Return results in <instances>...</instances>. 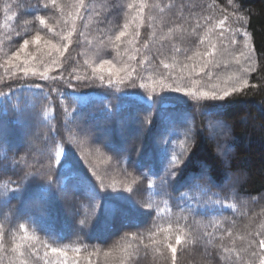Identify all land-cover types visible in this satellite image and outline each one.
I'll return each instance as SVG.
<instances>
[{
	"label": "trees",
	"instance_id": "1",
	"mask_svg": "<svg viewBox=\"0 0 264 264\" xmlns=\"http://www.w3.org/2000/svg\"><path fill=\"white\" fill-rule=\"evenodd\" d=\"M58 1L62 8H59V5L53 7L50 0L47 8H44L45 0H0V5L8 9V15L10 19L12 18L9 27L19 29L24 24L22 20L26 17H32L36 13H44V18H49L50 13H58L60 18L65 15L70 18L69 13L73 12L74 7L79 2V0ZM96 1L102 6L105 5L106 8L105 18L102 17V11L99 13L101 17L99 14L96 15L101 27H97V30L94 31L92 25L85 24L94 0H84L87 8L81 9V15L76 22L73 48L63 60L57 62L59 64L58 70L48 74V80L29 76L5 79L0 69V91L9 94L7 97H0V183L2 182V185L8 184L14 188L15 185L7 175H12L11 171H14L16 167L19 169L34 155L36 158L43 156L47 161L49 159L55 161L59 151L60 159L66 165L60 172L64 189L55 191L56 186H53L55 195L47 202L42 212L33 213L34 221L24 219L15 210L13 212L27 225L26 230L32 237L29 239L31 241L28 240V244L24 245V253H31L30 257H26V259L29 264H32L34 259L37 260L38 258L42 261L51 255L57 259L55 254L44 247L47 241L50 245L67 246L70 255L78 259L88 258L89 260L94 256L99 257L106 253L119 252L122 254V258H115L113 261L120 264H173L172 253L166 247V243L170 240L177 248L176 256L181 258L176 257L175 264H232L217 258L214 253L213 241L209 244L206 240L199 239L196 235L197 232L192 233V230L197 231L202 228L194 229L180 219L171 223L166 222L163 217L157 216L150 200L145 198L143 199L145 200L142 203L143 206H137L141 214L130 223L122 222V211L127 207L124 205L126 202L117 199V197L129 198L130 196L133 199L135 197L141 199L142 196L140 186H138L139 192L134 194L121 192L128 183L123 182L126 178L119 167L120 165L124 166L121 161L127 158L124 167L131 169L136 175L137 172L141 174L137 175L140 179L137 182H142L144 188L147 177L160 178L163 176L173 154L180 155L183 153L187 156L190 153L195 161L204 162L206 164L205 177L201 180L191 181V187L188 186L189 182L182 177H177L175 180L171 178L172 181L168 185L169 194L172 198L170 207L173 213H176L180 208L190 210L193 213H189L188 216L194 215L196 220L198 218L204 220L208 218L206 212H212L210 209L202 212L198 206L194 207L195 200L197 203L203 200L196 196V193L199 192L197 186L200 189L209 188L205 196L206 200L214 199V193L217 192L224 196L225 200L234 197V195L244 196L247 199L264 200V0H179L172 14H169L167 8L170 9L173 0H158L161 8L152 10V13H160L157 18L153 22L144 23L142 30L139 31L142 36H129L128 41L132 40V43L127 41L122 45L119 42L118 48L115 41V35L118 32L117 26L122 28L124 26L122 25L123 22L119 20V24L113 28L112 21L117 20L114 18L115 16L126 12L127 8L124 7L126 0ZM133 1L137 3V6L140 3L146 5L142 16L148 18L153 0ZM209 1L212 2L209 4ZM184 5H188V9H184ZM59 9L61 12L58 11ZM210 14L214 18L213 25L210 21ZM165 15L172 17V19H167L168 26L164 32H161L162 36L172 37L179 30L178 27H183L191 33L192 18L197 17L198 23H201L205 30L214 27L212 40L217 45L218 51H221L223 47H230L236 51L239 46V44L232 46L225 43H229L230 40V38L226 39V36L230 34L229 30L226 31L228 21L235 20V29L241 26L242 31L248 32L254 49L256 70L247 74L249 84L246 88L226 98L229 106L223 111L209 113L206 111V105L211 104L210 101H194L191 98L183 97L182 93L162 92L159 90V80L152 79L148 81L149 83L145 82L146 87L141 89L139 84L143 80L140 77L134 79V72L137 73L136 68L142 61L141 53L149 49V44L147 48L144 47V41L148 37V27L154 22L159 23L158 17ZM50 17L52 18V16ZM222 17H224V23L221 25ZM238 17L244 19L240 20ZM60 20L57 21V28L60 31L69 30L66 22H64L63 29L59 27ZM159 25L161 27L160 23ZM48 26L51 27V24ZM43 29L48 36V29L44 27ZM217 30L224 38L217 39ZM56 32L53 28V33L50 34L55 36ZM3 34L0 28V39H2ZM95 35L99 37V40L104 41L106 46L109 45V49L98 53V55H91L88 42L89 37H95ZM187 38L196 41L197 34L193 33ZM7 41L9 42V40ZM19 46L20 44L16 43L13 48L14 51ZM155 47L156 44L153 43L152 50H156ZM152 50L148 53V59L158 61V64L152 65L150 70L160 72L163 64L159 62L157 52ZM130 56H134L135 59H129ZM219 58L228 59L231 58V54L226 51L223 57L219 54L216 55L215 59L221 62L220 68L210 66L204 72H192L189 66L182 76H176L178 80L166 79V82L178 85L177 81H180L182 87L201 89H210L213 85L223 87L226 73L222 64L223 59ZM104 59L111 61L116 68H119V63L122 68L131 72L136 87L132 88L126 82L120 85L122 91L117 92L115 86H107L108 71L101 74L105 78L104 86H101V81L98 78L99 72H95L98 80H93L83 74L84 67L90 71L93 64L102 63ZM178 65L180 66L179 63ZM133 69H135L134 72ZM209 71L212 73L211 76L205 74ZM189 72H192L191 76H188ZM75 74L79 75V80ZM171 76L174 75L171 74ZM66 81L76 85V88L74 90L69 88ZM193 81H199V83L194 84ZM33 84L43 85V90L38 92L36 89L28 87ZM153 88L155 89L153 94L156 98L181 96L188 100L187 107L181 108L166 103L162 106L153 107L149 111L147 108H137L135 97L123 95V93H139L147 96ZM73 91L82 95L77 96L75 100L72 97L65 100L61 99L62 93H72ZM107 95H109L108 99H106ZM107 104L115 105V107H112L111 111L106 110ZM115 108H117V113L121 111L126 113L125 111L131 110L130 115H127L130 121L126 126L131 131L136 125L140 127V130L137 131L138 134L130 139L131 148L121 147V152L118 154L115 150L119 149L120 143L118 142L119 139H116L112 123L114 121L112 114H115L113 110ZM185 117H187L186 120ZM148 118H151L150 125L147 122ZM210 123L219 127V133H216L218 135L215 139H211L208 135ZM30 124L34 125L37 139H20V134L16 136L15 131L19 129L21 132L30 127ZM74 124L77 126L81 124L79 129L89 132L88 136L93 139V144L97 147L95 151L103 156L105 162L108 163V173L113 169L116 180L110 181L103 178L102 183L94 185V182H91L87 177L89 171L85 166H83L84 168H80L77 164L74 166L71 158L72 152L76 153L74 147L76 144L72 143L70 138L81 132L73 126ZM187 129H191V132L186 139L184 133ZM211 130L216 131L214 128ZM220 130L223 131L222 134H220ZM148 132L153 133V137H148V142L158 139L155 146L154 143L146 144L144 136L148 135ZM132 144L135 147H132ZM32 146L38 151L37 154H33ZM142 147L143 149L146 148L142 150ZM165 149L167 150V161L164 160ZM80 150L84 153L81 147ZM140 151L143 153L137 160L135 156ZM123 154L126 157L120 159L115 165L116 160ZM13 159L19 163H13ZM89 160L90 165L95 169H97L96 166L99 167V163L95 165V159L89 157ZM193 171H199V169L194 168ZM185 175H187L186 172ZM118 177L123 181H119ZM32 192L35 190L26 193ZM183 193L189 194V196L180 198ZM143 194H145V188ZM93 195L94 198L92 199ZM96 201L98 205H96ZM0 202L4 201L0 200ZM11 202L18 204L15 199H12ZM189 202L191 207L187 206ZM146 205H151V209L145 207ZM15 207L17 208V205ZM93 209L95 210L94 216L92 215ZM226 212L231 214L229 210ZM14 218L16 217L4 218L1 216L0 226L5 223L4 220L9 222ZM81 219H87L90 222L81 226ZM3 227L6 230L12 228L10 223H7L6 226L4 224ZM188 227L191 234H185L193 235L194 239L176 245L175 236L177 232L181 233L182 228ZM174 230L176 233L172 232ZM228 230L232 234H237L242 231V228L233 224ZM132 234L136 237L131 236ZM3 236L10 237L8 234ZM6 237H3L5 242L3 239L0 241L5 246L0 251V264H19L22 257L18 253L12 252L14 244L17 243L10 240V244H8ZM233 241L234 239H230L228 243L231 244ZM74 247H80V253L73 252L72 248ZM20 251L22 252V248ZM45 252H47V256H45ZM251 264H255L254 261H251Z\"/></svg>",
	"mask_w": 264,
	"mask_h": 264
},
{
	"label": "rangeland",
	"instance_id": "2",
	"mask_svg": "<svg viewBox=\"0 0 264 264\" xmlns=\"http://www.w3.org/2000/svg\"><path fill=\"white\" fill-rule=\"evenodd\" d=\"M68 1L70 2L72 0H68ZM137 1L143 2L144 0H137ZM180 1H182V0H180ZM91 2H90V4H92ZM172 2H173V4H171L170 9L167 8V10L169 11V14L173 13V10H175L176 4H177V2H179V0H173ZM211 2L212 1H209L208 3L210 4ZM124 3H125L124 7L127 8L126 12L119 14L120 17L118 15L115 16L114 18H117V20L112 21L113 22V28L119 24V22H118L119 20H121V22H123L122 23L123 26L125 24H129L128 35L125 36L126 39L124 37L121 38L120 44H122V45H124V42L128 41L129 36H132V37L134 36V31L135 32L137 30L141 31L144 23L153 22L157 18V16L160 13H152L153 9L161 8L158 0H153L151 7H150L151 12H150L149 17L145 18L142 16V20L133 21V17L136 16V9H129L128 5L130 3L136 5L137 3H135L133 0H131L130 3H129V0L128 1L126 0V2H124ZM56 5H59L58 7L62 8L60 6L58 0H56ZM69 5H71V4H69ZM183 8L188 9V5H184ZM7 10L8 9L6 7H2L0 5V28H1V31L4 33L2 39H0V55L2 54V56H0V69H1V72H2L3 76L5 77V79H10V78L12 79V78H15L17 76H23V73L20 71H16V75L13 76V71H15V70L10 68L5 63L6 59L12 54V52H15L19 49V48H17L14 51L13 48L15 47L16 43L21 45L23 43L24 39H31V37L36 35L37 32H40V34L44 37L52 39L53 42H55V43H63L64 41H61L59 35H57L58 32L60 31L57 28L58 27L57 21L59 19H61L59 21V27L60 28H62L64 26V22L68 23L67 26L69 27V30L72 27L73 20L75 21V26H76V22L78 21V17H75L74 15H72L70 18L67 15L60 18L58 13L57 14L50 13V16H52V18L50 16H49V18H44V13H36V14H33L32 17H26V19L22 20V21H24L23 26L19 29H16L13 27H9L12 18L10 19ZM58 11L61 12L60 9ZM100 11H102L101 12L102 17L105 18V13H106L105 5L102 6L101 4H99L98 1L94 0L93 5H92L90 12H89L90 14H89L88 20L85 22V24L87 23L88 26L92 25V28L94 31L97 30L96 29L97 27H101L99 24L100 21L96 18V15H98L100 13ZM131 11H132V13H131ZM38 16H43L45 21H47V23L49 25L51 24V27L54 28L55 32L57 31L55 36H52L50 33L48 34V36L46 35L47 33L43 29V26L39 24V20L37 19ZM99 17H101L100 14H99ZM209 17H210V21L213 25L214 18L211 14ZM168 18L172 19V17L167 16V15H165L164 17L159 16L158 20H159V23L161 24V27H160L159 23H157V22H154L153 24H151L148 27L149 28L148 37L144 42L147 45L149 44V49L146 51L144 50L143 53H141L142 54V57H141L142 61H140V63L138 64V67L136 68L137 73H136V71L134 72V79L137 77H140L144 82H147V83H149L148 81H150L152 79L156 80V81L159 80L158 83H159V90L160 91H162L160 88V83H161L162 78L164 79V81H166V79L178 80L177 77L182 76L184 74L185 70L187 69V68H184V65H188V67L190 66L191 69L195 65L196 68L199 69L200 61H201L202 57H197L194 60H188L187 56L194 55V53L197 51H199L201 53L207 51L209 48V44L207 42L208 39H211V41L213 43H215L212 40L214 27H211V29H213L211 34L206 36L209 28L205 30L204 26L201 23H198L197 17L192 18L191 33L188 30L184 29L183 27H178L179 30L176 33H174L172 35V37L162 36L161 32H164L168 26V20H169ZM221 20H224V17H222ZM235 24H236L235 20H231V21H228L226 23V31H228V30L230 31V34L226 36V39H229L233 35H235L237 39L242 41L243 37L241 35L236 34V32H235ZM137 25H139L138 29H137ZM201 26H203V27L201 28ZM239 28L241 29V31L243 30V28L241 26ZM121 30H123V28L117 26V31H118L117 34ZM67 31H64V29H63V32L65 35L67 34ZM60 32H62V31H60ZM193 33L197 34V40L196 41H192V38H187L188 35H191ZM140 36H142V35L140 34ZM220 37H222V36H221L220 32L217 30V39ZM202 38L205 39V43H200V40ZM222 38H224V37H222ZM71 39H72V43H70L69 47L66 50H64V55L62 57H58V61L61 59L63 60V58H65L67 56V53L73 48L74 33H73V36ZM7 40H9V42ZM5 42H6V45H5ZM153 43L156 44V47H155L156 50H152ZM225 43L230 45L227 42H225ZM4 45H5V48H3ZM88 48L90 49L91 55H98V53H101V52L108 50L109 45L106 46L104 41L102 42L101 40H99V37L97 35H95V37H89ZM176 48H179L181 51L177 52L175 50ZM241 48H242V43L239 44L236 51H238ZM151 50L157 52V57H159V62H161V64L168 63L170 67L168 69H165L162 65L160 72L151 71L150 67L152 65L158 64V61H151L148 59V53ZM173 50H175V51H173ZM223 50H224V52L228 51L230 54H232L234 52V49L230 48V47H227V48L223 47L221 49V51H223ZM26 51L35 57L34 59L31 60V63H32L33 67L37 70H43V68L46 66V62L48 60H50V57L47 54V50L43 48L42 44L40 46H33V45L29 44ZM116 52H118V51H116ZM53 55H55V53H53ZM219 59L224 60L227 58H219ZM230 59L231 58H228V60H230ZM177 61L180 64V66L178 65ZM58 63L55 66V68H53L51 71H49L48 74H52L51 72L55 73L58 70L57 69L59 66ZM60 63H62V62H60ZM100 64L101 63L93 64L90 71H87V69L84 67L83 74L86 77H89L93 80L97 79L96 74L92 71V69H93V67L99 68ZM112 65H113V63H112ZM113 66L116 67L115 65H113ZM118 66H119V68H122L121 64H119V63H118ZM20 67L22 68L23 65H20ZM237 67L238 66L235 64H230L229 67L224 70V72L226 73V76L230 72L234 71ZM182 69H183V72L181 71ZM107 71H108V66L105 65L103 69H100L97 72H99V76H100L101 74H103ZM138 72H139V74H138ZM144 72H145V74H144ZM171 74H173L174 76H171ZM75 75H76L77 79L79 80V75L78 74H75ZM121 75H123V73H121ZM132 76H133V74H132ZM29 77H33V76H31V74H29ZM37 77H35V78H37ZM116 78L117 77L113 76V79H116ZM177 83H178V85H182V83L180 81H177ZM93 84H94V82H93ZM162 92H170V91H168L167 88H165ZM177 94H181V93H177ZM108 97H109V95L106 96V99H108ZM107 105H111V104H107ZM112 107H115V105H113ZM113 110H114L115 114L111 113L112 115H114V121L112 123L114 125L116 139H119L118 142L120 143L119 149L115 150L117 152L116 154H118V152H121V149L123 147L124 148L125 147L131 148V140L130 139L134 135L138 134L137 131L140 130V127H139V125L134 126V130H132L133 132L129 129V127H126L128 125V122L130 121V119L128 118L127 115L128 114L130 115L131 110L129 112H128V110L125 111L126 113H123L122 111L117 113V108H115ZM73 126L81 131L80 134L79 133L75 134L73 137L70 138V140L72 139V143L76 144V146L74 145V147L76 148L77 154L75 152H72V158H71V161L73 162L74 166L76 164L80 168H84L83 166H85L87 168V170L89 171V173H87L88 174L87 177L90 179L91 182H94V185H97L98 183H102L103 178L109 179L110 181L116 180V176L114 175L113 169H111V171L108 173V169H109L108 163L105 162L106 160L103 156L99 155L95 151V148H97V147L94 146L93 139H90V137L88 136L89 132H86V130H84V129H79V127L82 126L81 124L78 126H77V124H74ZM208 128H209V134H208L209 137L211 139H215L218 135V134L216 135V133H219V131H218L219 127H216V125H212L210 123ZM213 128L217 132L212 131L211 129H213ZM18 132H20L19 129L17 131H15V134H16V136L20 134V139H23V138H25V139L26 138L37 139V133L34 130L33 124H30V127L26 128L25 130L21 131L20 133H18ZM222 133H223V131H221L220 134H222ZM76 137H78V139H75ZM148 137H153V133L148 132V135L144 136V139H146V144L151 145L152 143H154L153 145L155 146L158 143V139H154V140H151V142H148L147 141ZM29 147H30V144H29ZM80 147L83 149L84 153L80 150ZM132 147H135L134 144H132ZM144 149L142 147V150H144ZM31 150L33 151V154H35V153L37 154V152H38L36 150V148H34L33 146L31 148ZM28 151H30V150H28ZM142 153H143V151H140L135 156L137 160L141 157ZM89 157L92 159H95V165H96V163H99V167L96 166L97 169H95L93 166L90 165ZM125 157L126 156L123 154L122 157H120L118 160H116L115 165L118 163V161L120 159L122 160ZM126 160H127V158H126ZM126 160L121 161L124 166H126ZM47 164H48V161L45 160L43 156L36 158V156L34 155V157L29 158L25 163H23V165L19 169H18V167H16L14 169V171H11V173H13L12 175H7V176H8V178L11 179V181H21L25 172H38L40 174L47 173V171H48ZM124 166L120 165L119 168L123 172V175L125 176L126 180L123 181L119 177H118V180L126 182L128 184L126 186H124V189L121 192L125 193V194H130V193L134 194V193L139 192L138 186H140L141 187L140 193L142 196L141 199H138L137 197H135V199H133L132 197L129 196V198L137 206L138 205L143 206L142 203H144L143 201H145V200H143V199L145 198L146 200H150V203L152 204V207L156 211L157 216L159 218L163 217L166 222L171 223L172 221H177L178 219H180L183 223L190 225L194 229H201L202 228L201 230H197V231L192 230V233L197 232L196 235L199 237V239H204V240H206V242H209V244H211V242L213 241L214 246H215L214 253L217 256V258H220V259L227 261V262H230L232 264H248V262H251V261H254L255 264H259V258L253 257L251 255V252L253 250L258 251L259 238L264 237V200L260 201L257 198L256 199H247V197L239 196V195H234V197H230L228 200H225V197L222 196L219 192L214 193V197H215L214 199H207L206 200L205 196L207 195L209 188L203 187L199 190V192L196 193V196L201 197L203 200L201 202L198 201V203L195 200L194 201L195 202L194 207L198 206L199 209L201 208L200 210H202V212H206L207 209H210L212 212H206V214H208V216H207L208 218H205L204 220H200L201 218H198L196 220L194 215L191 217L188 216L189 213L190 214L193 213L190 210H185L183 208H180V210H178L176 213H173V211L170 207V203H171L172 198H171V195L169 194V187H168V185L171 183L172 179L169 177L168 180L165 182V180H164L165 173H163V176H161L160 178H155V177H149L148 178L147 177L146 181H145V186H144L145 194H143V190H144L143 184L141 181H140L141 183L137 182L138 180H140L137 175H141V174H139L137 172V175H136L134 172L131 171V169L125 168ZM11 173H9V174H11ZM105 175H107V176L103 177ZM42 183H43V180L40 178V175H37L35 179L30 178L26 184V192H30V191H34V190L36 191L38 185H40ZM5 186H7V188ZM12 188L13 187H11L8 184L2 185V182L0 183V200L4 201V202H0V218H1V216H3L4 218L16 217L9 222L4 220L5 226L7 225V223H10L12 228H10V230H8V229L6 230V228L3 227L4 226V224H3L2 226H0V232H2L3 235L8 234L10 236V237L3 236V237H6V239H7L6 241L8 242V244H10V240L14 241V243L15 242L16 243H22L23 244L22 252H24V245L28 244V240L27 241L21 240V237H23L24 232H22L20 230V224L23 222L21 221V219L19 217H17L15 214H13L14 210L16 212L15 206L17 205V203H15V202L6 203L5 202L11 198L10 190ZM126 188H131L133 190V192L125 191ZM186 196H189V194L183 193L180 195V198H185ZM104 197H106V196H104ZM93 198H94V195H93L92 199ZM217 198L219 199V204L216 203ZM140 204H142V205H140ZM96 205H98L97 201H96ZM124 205L127 207L126 203H124ZM221 205L223 207H221ZM187 206L191 207L190 202L187 204ZM226 210L231 211V214H228L226 212ZM145 224H146V222H145ZM233 224H237L242 228V231H240L237 234L231 233V235H233L234 237L226 234V232L229 231L228 230L229 227ZM26 226L27 225H25V228H26ZM189 229H190L189 227L188 228H182L181 233L177 232V234L181 235V242L191 241L192 239H194L193 235H189V234H191V233H189L190 232ZM172 232L176 233V230H174ZM185 233H189V234H185ZM131 236L136 237L134 234H132ZM186 237H187V239H185ZM230 239H234L233 243H231V244L228 243V241ZM248 240H255L257 248L248 249L247 251H245V249L247 248V241ZM3 241L5 242L4 238H3ZM29 241H31V240H29ZM4 248H5V246H4ZM30 254L26 253L24 258L30 257ZM52 256H54V255L47 256L44 259H42V261L38 258H37V260L34 259V261H32V264H43V263L45 264L46 260H51L53 262V264H55L56 258H54ZM68 256L70 259L78 260L79 264H107V263L120 264V263L114 262L113 260H115V258L116 259L122 258V254H119V252H112L111 254H107V255L104 254V255L99 256V257L94 256L92 259H89V260H88V258L78 259V258L72 257L70 255V251H68ZM176 257L180 258V256H176Z\"/></svg>",
	"mask_w": 264,
	"mask_h": 264
},
{
	"label": "snow or ice",
	"instance_id": "3",
	"mask_svg": "<svg viewBox=\"0 0 264 264\" xmlns=\"http://www.w3.org/2000/svg\"><path fill=\"white\" fill-rule=\"evenodd\" d=\"M49 0H45L44 8L48 7ZM50 3L53 7L56 6V0H50ZM146 5L144 3H140L138 6L134 4H129V9H136V16L133 17V21L142 20V14L144 13ZM86 9L87 5L85 4L84 0H79L78 4L74 7L73 12L69 13L70 16L74 15L75 17H79L81 15V9ZM37 19L39 20V24L42 25L44 28L48 29L49 33H53V28L49 27L46 23L43 16H38ZM238 19L243 20V17H238ZM224 23L223 20L220 21V24L222 25ZM128 28L129 24H125L123 30L119 31L117 35H115V41L117 42L116 47H119V42H121V38L128 35ZM139 28V25H137V29ZM76 31L75 27V21L72 22V27L70 30L67 31V34L65 35L64 32H60L57 35H59L61 41H64L63 43H55L52 39L44 37L40 34V32H37L36 35L32 36L31 39H24L23 43L20 45L19 49L15 52H12V54L6 59L5 63L15 71H13V76L16 75V71H20L23 73V76L26 78L31 74L33 77H39L41 80H48L49 76L48 73L51 71L58 62V57H62L64 55V50H66L69 47V44L72 43V36L73 33ZM213 29L209 28L208 33L206 36L210 35ZM236 34L241 35L243 37V40L240 41L236 38L235 35H233L229 43L232 46L238 45L242 43V48L238 51H234L231 54V59H224L223 60V66L225 69L229 67L230 64H235L238 67L230 72L225 78H224V86L220 87L219 85H213L210 89H201L196 87H182L180 85L174 84V83H167L162 78L160 83V88L163 91L165 88H167L168 91L172 93H182L183 97L191 98L194 101H210L212 102L209 105H206V111L209 113H219L226 109L229 104L226 100V98L230 97L233 93H238L242 91V89L246 88L249 84L248 76L247 74L255 71V60H254V49L250 42V37L247 31H241L240 28L235 29ZM140 32L137 30L134 33L135 37H139ZM209 44V48L207 51L201 53L199 51L195 52L194 55L187 56L188 60H194L197 57H202L200 61V67L198 69L199 72H204L205 69H208L210 66L220 68L221 62L216 60L215 57L217 54H219L221 57H223L224 52L218 51L217 45L211 41V39L207 40ZM128 43H132V40H129ZM200 43H205V39L202 38L200 40ZM29 44L33 46H40L43 45V48L47 50V54L50 57V60L46 62V66L43 68V70H37L33 67L31 60L35 57L28 53L26 49L28 48ZM145 48L148 47L147 44L144 45ZM177 52L181 51L179 48L175 49ZM55 53V55H53ZM129 59H135L134 56H130ZM20 65H23L21 68ZM108 66L109 71V78L107 81L108 87H116L117 92H121L120 85L125 84L126 82L128 85L132 88L136 87L135 82L132 79V73L126 71L124 68H116L112 65V62L104 59L102 63L99 65V68L93 67L92 71L95 73L99 71L100 69H103L104 66ZM163 67L165 69H168L170 66L168 63H164ZM188 65H184V68H187ZM135 69H133V72ZM183 72V69L181 70ZM197 68L194 65L192 68V72H196ZM192 72L188 73V76L192 75ZM123 73V75H121ZM206 75L211 76L212 73L206 72ZM113 76L117 77L118 79H113ZM101 81V86H104V76L101 75L98 77ZM55 79V77H53ZM193 83H199V81H193ZM66 84L69 88H72L73 90L76 88V85L72 84L70 81H66ZM29 88L36 89L38 92L43 90V85L40 84H33L29 85ZM139 87L141 89H144L146 87L145 82L141 81L139 84ZM255 87V85H253ZM53 91H56V89H53ZM155 89L153 88L151 91L148 92L147 96L140 95L139 93H123L125 96H133L136 99V106L137 108H147L149 111L153 107L156 106H162L166 103H171L176 105L177 107L186 108L188 105V100L182 98L181 96H173V97H160L156 98L154 96ZM9 94L5 93L3 91H0V97H7ZM82 95L80 93H75L73 91L72 93H62L61 99L65 100L69 97H72L73 100L77 98V96ZM199 107V105H197ZM106 110L111 111L112 106L106 105ZM187 117H185V120ZM148 124H151V118L147 119ZM191 132V129H187L184 133L185 138L187 139L189 137V134ZM67 155V152L65 150V156ZM164 160L167 161V150L165 149V155ZM7 161L5 160V163ZM13 163L18 164V161H15L13 159ZM66 167L63 160L60 159V152H57V159L55 161L49 159L47 168V173L40 174L38 172H25L24 176L21 181H12V183L15 185L14 188H12L11 191V198L5 201L6 203H11V199H15L18 204L16 208V212L18 214H21L24 219H30L35 220V216L33 215L34 212H42L44 206L47 204V202L55 195V191H62L64 189V183L60 178V172L61 169ZM194 168H198L199 171H193ZM185 172L187 175H185ZM37 175H40V178L43 180V183L38 185L37 190L32 193H26V184L29 181V179H35ZM206 175V164L204 162H198L195 161L192 157V154H188L185 156L183 153L180 155L173 154L171 157V160L167 164V170L164 175L165 182L168 180V178H172L175 180L177 177H182L184 180L188 181V186L191 187V181L194 180H201ZM56 186L55 191L54 187ZM7 188V186H5ZM197 190L199 191L200 188L197 186ZM125 191L131 192V188H126ZM117 199L124 200L127 204V208L122 211V222H128L130 223L136 216L140 215V209L137 207V205L127 197H117ZM195 199V198H194ZM216 203L219 204V199L217 198ZM145 207L151 209V205H146ZM221 207H223L221 205ZM92 215H95V210L93 209ZM90 220L87 219H81L80 224L81 226H84L86 223H89ZM20 230L24 232L23 237H21L22 241H27L31 239L32 237L29 236L25 224H20ZM228 235H231V232H228ZM3 239V233L0 232V241ZM187 239V237L185 238ZM175 242L176 245H179L181 243V235L177 234L175 236ZM23 247L22 243L14 244L12 248L13 253H18L20 257H22L19 260V264H29V261L26 258H23L25 256L24 252H21V248ZM31 247V245H29ZM44 247L50 250L51 253L55 254L57 257L55 264H79L78 260L70 259L68 256V248L67 246L61 247V246H55L50 245L47 243V241L44 244ZM166 247L171 251L172 253V259L173 264H175L176 260V253L177 248L175 245H173L170 240L166 243ZM257 248L256 241L255 240H248L247 241V248L248 249H255ZM3 250V244L0 243V251ZM72 251L75 253H80L81 248L80 247H74L72 248ZM107 255V253L105 254ZM251 255L253 257L259 258V264H264V237L259 238L258 243V251L253 250L251 252ZM45 256H47V252H45ZM45 264H53L51 260H46ZM248 264H251V262H248Z\"/></svg>",
	"mask_w": 264,
	"mask_h": 264
}]
</instances>
